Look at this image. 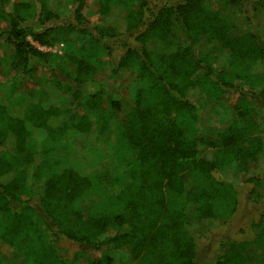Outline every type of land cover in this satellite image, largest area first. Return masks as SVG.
<instances>
[{
	"label": "trees",
	"instance_id": "16d2710c",
	"mask_svg": "<svg viewBox=\"0 0 264 264\" xmlns=\"http://www.w3.org/2000/svg\"><path fill=\"white\" fill-rule=\"evenodd\" d=\"M134 1L98 0V14L110 21L90 28L86 0H75L72 15L42 0H0V36L13 48L7 90L16 99L0 100V214L8 219L0 238L27 244L20 264H76L90 249L106 254L85 264H264V212L254 239L223 238L211 259L199 247L209 229L240 208L237 186L215 170L244 172L264 162L255 114L264 108V28L253 23L254 6L222 0L221 14L211 0ZM257 2L264 15V0ZM115 5L126 12L111 15ZM60 33L61 52L40 48ZM103 56L111 69L137 73L131 104L115 124L124 103L96 77ZM39 67L46 69L41 96L17 95ZM200 88L240 93L223 129L204 134L198 126L193 92ZM104 102L109 107L102 109ZM93 129L114 135L120 162L124 148L134 157L126 162L129 179L104 195L103 212L87 215L74 202L94 184L88 166L74 160L43 175L41 165L70 132ZM246 181L258 185L260 177ZM35 224L44 231L30 243ZM64 241L78 246L73 254L65 256Z\"/></svg>",
	"mask_w": 264,
	"mask_h": 264
},
{
	"label": "rangeland",
	"instance_id": "374dc122",
	"mask_svg": "<svg viewBox=\"0 0 264 264\" xmlns=\"http://www.w3.org/2000/svg\"><path fill=\"white\" fill-rule=\"evenodd\" d=\"M17 0H11V4ZM31 1V0H30ZM48 8L53 10L66 7L70 15L73 14L75 0H42ZM86 17L89 21L91 28L98 24H106L110 20L103 18L98 14V0H86ZM258 0H251L250 9L253 23L259 28H264V15L261 14L259 8H262V3H258ZM138 0L134 1L137 4ZM213 9L219 13H225V2L222 0H211ZM257 2V3H256ZM253 3V4H252ZM39 7V4H34ZM246 9V8H245ZM126 12L125 8L120 5H115L112 9L113 16L122 15ZM69 15V16H70ZM244 14L241 13V17ZM72 17V16H70ZM69 17V18H70ZM242 19V18H241ZM242 21V20H241ZM5 31V28H3ZM66 35L59 34L58 40L52 46H40L43 50L62 51L64 46V40ZM37 44V43H35ZM214 47H208L206 51H212ZM13 48L11 44L2 36H0V100H7L9 102L16 101L14 96H11V91L7 90V78L11 73V61H12ZM104 66L97 72V79L100 80L109 95L114 98L123 100L124 106L122 112H119L117 118H114L113 122L119 123L122 116L127 112L129 104H131V91L135 83L137 73L133 69L124 68L119 71L111 69L109 65L110 59L108 56H103ZM264 72V68L261 67ZM45 72L44 67H39L36 71L34 78L27 85H24L17 95L32 91L34 94H41L45 88ZM5 82V83H2ZM264 83V81H263ZM209 94V91H205L204 88L196 89L193 92L194 100L200 105L201 111L198 116V126L202 133L209 134L215 130H221L227 124L229 120V108L235 103L241 100L240 93L226 91L224 93H218L217 90ZM41 96V95H40ZM45 101L50 103L53 101L51 96H46ZM109 107L107 102H104L103 108ZM256 110V119L258 122V129L262 130L264 134V108ZM91 117L95 120L96 116ZM89 115V116H90ZM66 138H63L54 149L50 158L44 161L41 165L43 175H49L54 171H58L74 160H78L85 163L88 166V171L94 181L93 186L87 190V192L74 202L76 208L83 211L85 214L97 215L103 212V198L107 192L116 193L120 190L123 181L129 179V173L127 172V164L134 156L132 152L124 148L121 152V162L117 159L114 151L115 145L118 141H115L114 135L107 137L105 135H97V131L93 129L90 132L75 133L70 132ZM105 137L109 138L105 141ZM109 152H113V155L109 156ZM210 153V152H208ZM211 156L214 153L210 154ZM214 176L220 179H226L238 188L240 208L238 212L233 216L231 221L226 224H220L219 226L209 229L204 238L199 240L200 253L205 258H213L219 250V241L223 238L235 237L244 238L249 237L254 239L255 234L253 231L254 224L261 218L264 212V162L249 163L247 169L244 172H239L234 168H220L216 169ZM257 176L260 177V183L255 185L251 181H246V177ZM256 190H251V189ZM37 208L38 204H35ZM17 207V206H15ZM8 222L7 214H0V232L4 224ZM44 226L35 224V230L32 232V240L30 243H35L38 239L39 232L43 233ZM46 231V229H45ZM46 234L49 232L46 231ZM66 251V255H71L76 251L78 246L71 244L69 241L62 242ZM27 244L11 245L0 238V264H20L25 262ZM106 254L104 250H88L85 252L80 261L76 264H85L89 257H103ZM81 262V263H80ZM83 262V263H82ZM25 264H31V261H26ZM131 264V262L129 263Z\"/></svg>",
	"mask_w": 264,
	"mask_h": 264
}]
</instances>
